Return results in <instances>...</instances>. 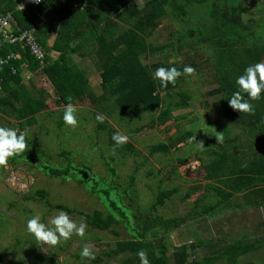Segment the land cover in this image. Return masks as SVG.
Returning a JSON list of instances; mask_svg holds the SVG:
<instances>
[{"label":"trees","instance_id":"1","mask_svg":"<svg viewBox=\"0 0 264 264\" xmlns=\"http://www.w3.org/2000/svg\"><path fill=\"white\" fill-rule=\"evenodd\" d=\"M233 3V0L226 3L229 10L224 14L218 0H146L143 7H139L136 0H67L63 3L60 0H46L39 6L29 5L25 11L17 9L18 0H0V16L11 15L13 35L20 36V31H32L44 53V59L40 60L23 42L10 43L0 36V112L8 118H14L24 132L37 125L38 116L48 108V92L36 88L34 84L29 87L24 82V75L30 72L48 78L58 106L69 103L75 106L77 102L89 99L99 113L108 112L107 106L111 103L122 113L139 109L144 112L161 110L152 126L164 125L173 119L175 111L189 107L191 94L180 90L189 76L182 75L175 84L161 87L159 81L153 79L155 70L159 67H176L183 72L184 66L190 65L195 69L193 74H198L201 66L198 61L201 60L206 64L202 68L215 70L217 87L213 94L223 95L218 113L228 124L244 129L249 142L248 151L251 152L238 151L246 147L234 152L237 149L234 143L238 137L231 138L232 128L224 125L228 138L217 151L211 152L210 159L204 165V179L210 183L194 184L185 194L180 195V200L186 203L202 189L212 191L216 200L203 211L209 217L233 207H264V93L260 99L249 101L252 105L250 112L233 110L227 101L237 90L235 80L243 74L244 69L264 61V20L257 24L256 29L251 28L255 31L252 36L250 28L243 22L241 9ZM194 15H197L200 24H213L214 30L217 28L216 32L221 36L220 41L211 47L210 56L204 58L198 52L184 53L192 42L190 40H193L187 31L171 33L169 41L159 46L151 43L150 35L162 20L170 17L171 22L177 20L179 27L184 29L181 21L185 18L189 20ZM201 29L198 27L196 30L202 34L204 32ZM55 52L57 58L51 56ZM168 52L173 62L170 59L167 64L158 62L149 65L143 62L150 55H165ZM11 55L16 58L1 65ZM75 56L89 58L99 69L103 90L100 96L93 94L87 71L75 62ZM180 57L184 59L183 66L175 61ZM31 79L33 83V77ZM106 125L100 126V130L105 131ZM107 133L110 146L117 151L123 154L124 149L129 152L133 150L130 145H114L113 128ZM193 139V133L186 131L176 138H170L169 143L154 146L152 152L168 154L177 145ZM27 150L20 157H13L11 162L19 158L35 164L37 157ZM182 159L178 158V161L182 162ZM9 163L0 168H5ZM44 170L57 178L70 173V169H53L48 165ZM83 175L85 181L81 179L85 184L91 183L94 190L103 193L111 208L107 216L97 210L92 215H86L88 227L119 236L113 228L118 225L119 219H125L136 233L130 240L117 242L113 250L91 261L87 260L89 264L102 263L103 257H121L122 264H139L137 252L140 250L145 251L150 264H240L241 257L260 248V243L248 244L243 239L228 246H221V242L209 243L211 254L203 260L194 258L197 248L194 244L183 245L171 253L163 238L179 228L187 218L165 219L158 215V209L180 194L178 188L161 191L148 211L149 214L144 216L141 211L139 226L134 227L132 222L137 223L139 220L137 214H134L137 209L126 204L134 202L130 194L132 186L124 188L117 185L110 190L96 179H89L87 172ZM134 181L132 178V183ZM37 194L46 197L42 191ZM237 195H242L243 204L232 205ZM196 238L200 245H207L198 236ZM38 253L37 257L40 256L44 261L49 259L45 254Z\"/></svg>","mask_w":264,"mask_h":264},{"label":"rangeland","instance_id":"2","mask_svg":"<svg viewBox=\"0 0 264 264\" xmlns=\"http://www.w3.org/2000/svg\"><path fill=\"white\" fill-rule=\"evenodd\" d=\"M218 1L226 14L229 10L226 3L229 0ZM145 2L146 0H136L139 7H143ZM233 2V5L236 4L241 9L243 22L254 36L253 30L264 20V0ZM181 24L185 30L179 27L177 20L171 22L170 17L162 20L150 35L151 43L159 46L169 41L171 33L187 31L193 40H190L192 42L184 53L198 52L204 58L210 56L211 47L221 39L216 32L218 29L214 30L213 24L208 26L210 23L200 24L197 15L189 20L185 18ZM198 27L203 28L201 32L204 33L201 34L198 30V34ZM4 29L6 33L13 34L11 27L6 26ZM34 39L36 40L35 36ZM29 41L31 43L32 38ZM24 44L28 46L26 42ZM169 54L170 52L165 55L155 53L143 59V62L149 65L158 62L167 64L169 59L170 62L174 61ZM51 56L57 58L58 55L55 52ZM183 57L175 59L181 66L185 64ZM74 60L87 71L93 94L100 96L103 90L99 69L89 58L75 56ZM199 64L200 73L189 76L180 89L191 94L189 107L175 111L173 119L164 125L153 126L152 122L161 110L144 112L139 109L122 113L111 103L107 106L108 112L99 113L93 102L86 99L74 106L77 109L76 127H66L62 119L65 106L56 104V95L48 78L42 74L32 75L30 72L28 77L24 75V82L28 86L34 84L36 88L47 90L48 108L38 116L37 125L30 127L27 132L20 130L14 118H8L0 112V127L14 128L18 134L23 132L27 151L37 157L35 164L19 158L11 162L12 157L8 160V166L0 168V264H89L80 255L86 244L91 246L96 258L113 250L117 242L136 236L125 219H119L118 225L113 228L119 236L88 227L86 215H92L97 210L107 216L111 208L103 193L94 190L91 183L85 184L84 172H87L89 179H96L110 190L117 185L124 188L132 186L130 194L134 202L126 204L139 209L138 213L137 210L134 212L139 219L137 223L132 222L134 227L139 226L142 212L144 216L149 214L148 211L161 191L178 188L180 194L158 209V215L165 219L187 218L185 223L163 238L171 253L183 245L194 244L197 246L194 258L203 260L211 254L209 243L221 242V246H228L244 239L248 244L260 243V248L241 257L240 264H264V207H233L209 217L203 211L209 203L216 200L212 191L202 189L186 203L180 200V195L185 194L194 184L210 183L204 179V165L210 159L211 152L217 151L227 140L228 133L223 129L224 125L232 128L231 138L238 137L234 143L237 149L233 151L251 152L248 151L249 142L244 129L228 124L218 113L223 95L213 94L217 87L215 70L202 68L206 64L201 60L198 61ZM95 114L104 117L103 123L97 121ZM104 124H107V129L102 131L100 126ZM108 128L126 136L127 140L123 145H130L133 150L129 152L124 149V155L125 152L122 154L110 146ZM186 131L193 133V141L177 145L168 154L152 152L154 146L169 143L170 138H176ZM24 157L28 158L26 155ZM178 158H183V161L179 162ZM46 165L53 169H70V173L61 178L50 176L44 170ZM132 178L135 179L133 183ZM39 191L44 192L46 197L38 196ZM236 203L243 204L242 195L233 199L232 205ZM60 212L68 214L77 225H86L83 237L73 235L66 241L49 246L36 242L27 233L25 225L31 217L38 215L47 223ZM197 236L207 245H200ZM38 252L49 259L44 261L40 256L37 257ZM99 264H122V258L103 257V262Z\"/></svg>","mask_w":264,"mask_h":264},{"label":"clouds","instance_id":"3","mask_svg":"<svg viewBox=\"0 0 264 264\" xmlns=\"http://www.w3.org/2000/svg\"><path fill=\"white\" fill-rule=\"evenodd\" d=\"M194 72L195 69L190 65L184 66L183 72L176 67H159L155 70L153 79L159 81L161 87H167L168 84H175L178 77L191 76ZM235 84L237 90L227 100L229 106L240 113L250 112L252 105L249 101L260 99L261 94L264 93V62L246 67L243 74L236 78ZM76 113L77 109L71 103L65 106L62 119L66 127L73 129L76 127L78 123ZM96 119L100 123L104 121V117L99 114ZM112 140L114 145L119 147L126 142L127 137L115 132ZM26 148V137L23 132L18 134L14 128L0 127V166L7 165L9 158L20 156ZM25 227L27 233L32 235L36 242L49 246H55L62 240L66 241L73 235L83 237L86 230L84 223L77 225L64 212L50 218L47 223L43 222L40 216L35 215L26 221ZM80 255L88 261L95 259L91 246L87 244L81 250ZM137 256L139 264H150L145 251H138Z\"/></svg>","mask_w":264,"mask_h":264},{"label":"built area","instance_id":"4","mask_svg":"<svg viewBox=\"0 0 264 264\" xmlns=\"http://www.w3.org/2000/svg\"><path fill=\"white\" fill-rule=\"evenodd\" d=\"M19 4L17 9L20 11H25L27 10L29 5H34V6H39L40 4H42L43 2H46V0H39V2H37V0H18ZM67 0H60V2H66ZM11 25V16L8 15L7 17H1L0 16V36L4 37V40L9 41L10 43H15V42H23L28 45V47L30 48L31 52L33 55H35V57H37L38 59L40 58V60L44 59V53L41 49V47L38 46L36 40L34 39V35L32 31H20V36H14L13 34H9L6 33V30L4 29V27ZM9 36V37H8ZM32 38V41L30 43L29 39ZM16 57L14 55H11L9 57H7V59L3 62H1L2 64L7 63L9 60L11 59H15ZM12 71L14 72L15 69L13 68Z\"/></svg>","mask_w":264,"mask_h":264},{"label":"crops","instance_id":"5","mask_svg":"<svg viewBox=\"0 0 264 264\" xmlns=\"http://www.w3.org/2000/svg\"><path fill=\"white\" fill-rule=\"evenodd\" d=\"M57 55V54H56ZM26 75V77H28V75L27 74H25Z\"/></svg>","mask_w":264,"mask_h":264}]
</instances>
